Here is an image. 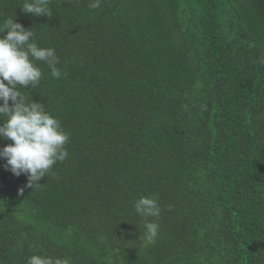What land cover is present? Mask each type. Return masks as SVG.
<instances>
[{
	"label": "trees",
	"instance_id": "16d2710c",
	"mask_svg": "<svg viewBox=\"0 0 264 264\" xmlns=\"http://www.w3.org/2000/svg\"><path fill=\"white\" fill-rule=\"evenodd\" d=\"M23 2L0 0V23L63 75L36 61L19 91L69 155L34 188L0 159V264H264V0H51L50 18ZM141 196L161 208L148 246Z\"/></svg>",
	"mask_w": 264,
	"mask_h": 264
},
{
	"label": "clouds",
	"instance_id": "9594fccd",
	"mask_svg": "<svg viewBox=\"0 0 264 264\" xmlns=\"http://www.w3.org/2000/svg\"><path fill=\"white\" fill-rule=\"evenodd\" d=\"M51 0H24L25 14L51 17ZM102 0H89V8L97 9ZM6 31V35H3ZM31 28H25L8 17L0 23V140L12 143L0 148V159L12 174L27 177L28 188L39 187L57 162H64L69 153V134L57 118L45 110L41 102H29L19 88L35 89L43 76L36 61H43L51 70V76L62 78L57 67L59 57L54 48H42L34 39ZM264 63V59L261 60ZM11 101V104H10ZM23 194V188L20 189ZM135 211L145 218L142 238L145 246L155 244L159 225L149 217H158L161 208L153 197L141 196L134 203ZM27 264H70L67 258L32 255Z\"/></svg>",
	"mask_w": 264,
	"mask_h": 264
}]
</instances>
